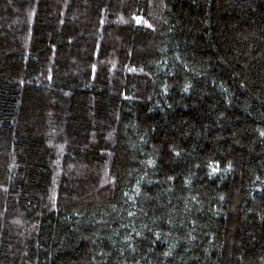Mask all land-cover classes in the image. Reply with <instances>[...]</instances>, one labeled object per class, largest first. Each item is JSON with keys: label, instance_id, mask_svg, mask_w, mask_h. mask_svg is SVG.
<instances>
[{"label": "trees", "instance_id": "16d2710c", "mask_svg": "<svg viewBox=\"0 0 264 264\" xmlns=\"http://www.w3.org/2000/svg\"><path fill=\"white\" fill-rule=\"evenodd\" d=\"M0 264H264V0H0Z\"/></svg>", "mask_w": 264, "mask_h": 264}]
</instances>
